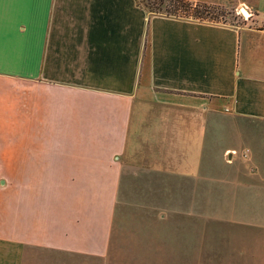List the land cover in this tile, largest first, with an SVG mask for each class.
<instances>
[{
    "label": "crops",
    "instance_id": "obj_1",
    "mask_svg": "<svg viewBox=\"0 0 264 264\" xmlns=\"http://www.w3.org/2000/svg\"><path fill=\"white\" fill-rule=\"evenodd\" d=\"M254 10L264 20V0H255ZM35 82L64 97H32L29 112L24 89ZM204 106L264 125V30L150 12L139 0H4L0 7V144L8 136L14 143V154L3 146L1 158L52 159L50 142L75 140L63 152V172L77 173L73 166L93 154L88 161L97 173L109 168L111 188L118 189L113 174L120 173L121 154L147 142L152 168L195 176ZM242 138L248 152L240 155L252 165L256 196L239 201L254 206L241 217L258 226L249 252L253 264H264V129ZM28 139L34 143L23 154ZM226 155L236 159L232 150ZM98 228L95 253H102ZM2 230L0 264H22L24 240ZM232 250L247 253L241 245Z\"/></svg>",
    "mask_w": 264,
    "mask_h": 264
},
{
    "label": "rangeland",
    "instance_id": "obj_2",
    "mask_svg": "<svg viewBox=\"0 0 264 264\" xmlns=\"http://www.w3.org/2000/svg\"><path fill=\"white\" fill-rule=\"evenodd\" d=\"M202 1L214 6L216 18L208 21L228 23L246 33L264 30L255 0ZM242 47L245 53V40ZM24 90L23 104L29 112L37 100L32 102V97H64L48 92L40 82ZM198 118L205 124L198 175L152 168L147 142H142L121 154L120 173L113 174L119 179L118 189L111 188L109 168L97 173L88 161L93 154L75 165L66 155L72 169H80L63 172V152L73 150L75 140L50 142L55 146L52 159L16 158L9 151L14 143L8 136L0 144L11 154L0 157V228L24 240L22 264H253L249 251L258 226L241 215L254 206L243 207L239 201L255 198L254 172L240 153L248 152L242 137L260 133L264 125L226 108L200 107ZM28 127L23 124L24 133H29ZM32 143L22 142L23 154ZM230 150L236 159L227 158ZM97 225L104 241L102 253H95ZM239 245L246 247V256L233 252Z\"/></svg>",
    "mask_w": 264,
    "mask_h": 264
},
{
    "label": "trees",
    "instance_id": "obj_3",
    "mask_svg": "<svg viewBox=\"0 0 264 264\" xmlns=\"http://www.w3.org/2000/svg\"><path fill=\"white\" fill-rule=\"evenodd\" d=\"M150 12L168 16L189 17L196 20H211L214 6L201 0H139Z\"/></svg>",
    "mask_w": 264,
    "mask_h": 264
},
{
    "label": "water",
    "instance_id": "obj_4",
    "mask_svg": "<svg viewBox=\"0 0 264 264\" xmlns=\"http://www.w3.org/2000/svg\"><path fill=\"white\" fill-rule=\"evenodd\" d=\"M241 10H242V12L244 13V14H246L247 13V11L244 9V8H241ZM229 158L231 157V154L229 153Z\"/></svg>",
    "mask_w": 264,
    "mask_h": 264
},
{
    "label": "snow or ice",
    "instance_id": "obj_5",
    "mask_svg": "<svg viewBox=\"0 0 264 264\" xmlns=\"http://www.w3.org/2000/svg\"><path fill=\"white\" fill-rule=\"evenodd\" d=\"M4 0H0V7H2Z\"/></svg>",
    "mask_w": 264,
    "mask_h": 264
}]
</instances>
